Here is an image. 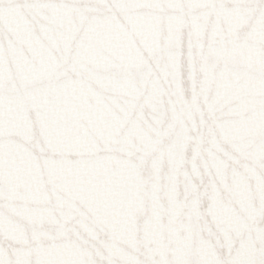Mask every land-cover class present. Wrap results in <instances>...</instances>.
<instances>
[{"label":"snow or ice","instance_id":"snow-or-ice-1","mask_svg":"<svg viewBox=\"0 0 264 264\" xmlns=\"http://www.w3.org/2000/svg\"><path fill=\"white\" fill-rule=\"evenodd\" d=\"M0 264H264V0H0Z\"/></svg>","mask_w":264,"mask_h":264}]
</instances>
